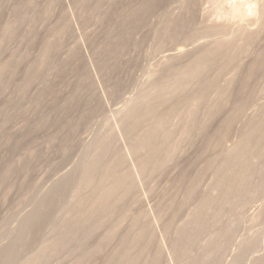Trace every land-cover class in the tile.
Here are the masks:
<instances>
[{
  "label": "rangeland",
  "instance_id": "obj_1",
  "mask_svg": "<svg viewBox=\"0 0 264 264\" xmlns=\"http://www.w3.org/2000/svg\"><path fill=\"white\" fill-rule=\"evenodd\" d=\"M98 1L100 4L96 5ZM121 1L85 0L83 3L80 0L82 2L80 3L77 0H0V65L11 60L15 61L0 82V257L5 249L15 242L22 222L37 212L42 197L53 191L54 183L65 175L76 177L78 175L76 167L80 166V162L85 157L94 154L93 146L101 136L114 132L113 128H110L115 123L114 118L117 119V109L149 87L151 72L159 73L160 76L163 75V71L166 74L169 62L162 60V55L165 52L175 54V51L183 45L187 31L191 33L192 27L196 29L195 27L199 26L194 22H199L200 27L205 25L217 6H215V0H196V8L190 14L189 9L184 8L183 0H167V3L166 0H158L153 11L150 10L144 16V20L136 31L135 29L129 31L130 35H127L125 44H122L121 34L125 33V28L122 29L121 25L123 15H126L130 6L133 8L140 5L138 4L140 0H129L128 3H135L132 5L123 2L124 5ZM123 1L127 2V0ZM226 1L230 4L237 0ZM126 5H129L128 8ZM120 9H125V14H122ZM120 14L122 18L121 16L118 18ZM167 15L179 19L186 16L188 18H185L187 26L184 28V34L181 33L174 41L170 36L168 38L163 27L162 32L161 26L165 25ZM190 15L192 19H195L194 22ZM21 16L25 19H19ZM188 20L191 24L187 23ZM202 21L206 22L201 25ZM9 25H15L16 29V36L11 39L5 35V29ZM168 39L170 40L167 41ZM180 41L181 45L175 46ZM259 42L260 44L256 45L259 48L255 50L257 48L255 46L254 51L248 54H253L251 60L255 57L254 53L264 47V37L262 42L261 40ZM169 43L174 44L170 47ZM261 43H263L262 47ZM111 44L113 46L105 52L104 49ZM45 45H51L54 49L50 65L44 69L39 65ZM187 48L185 50L188 52L195 51L193 46ZM161 49L170 51L161 52ZM248 55L246 58L250 60ZM102 60H105V65L101 69L100 63L99 65L97 63ZM227 74L225 76L229 78L231 72ZM258 81H252L243 87H241L243 83L238 82L232 97L218 98L213 94L211 97L212 101L216 102V112L214 118L204 126V129H208L203 132H207L205 135L201 133L205 137L195 132L196 134L193 133L189 138H182L178 145L179 155L175 159L176 162L172 161L162 169L143 176L141 179L143 189L138 181L139 185L136 187L140 186L141 188L138 189L141 190L125 197V204L111 215L112 219L119 223L121 231L129 230L132 235L143 233L147 240H150L147 252L141 257V263L148 264L152 255L159 251L163 259L162 264H186V260L174 258L175 246L171 241L177 230L183 226L182 224L185 225L190 221L188 214L193 213L198 206L197 200L193 201V204L190 202L186 204L187 191L194 189L195 193L202 196L210 190V181L216 169L207 167V163H215L217 167L220 159L225 157L231 146H234L240 135L247 130L245 124L249 117L253 118L260 112L259 108L264 102V95L259 92L264 91V82L261 81L262 83L259 84ZM261 87L262 91H260ZM238 90H241L242 95L236 93ZM255 92H258L259 96ZM233 96L236 98L234 101ZM238 96L244 97V100L248 102L254 100L255 108L252 106L246 108V113L242 117L238 116V119H235L237 121L231 123L228 117L234 113ZM255 104L258 105V109ZM205 109L203 108L204 112ZM203 113L200 114L202 118ZM215 133H218L219 138L213 140L214 138L210 136L209 139L208 136L217 135ZM123 141L119 139L115 143V150L122 149V143L125 142ZM124 146L126 148L127 144ZM111 158L112 154L108 155L107 160ZM212 194L215 195L216 192ZM258 201L260 204L257 200L252 204L261 206L262 201ZM252 204L250 202L241 212H244V219L246 216V219L248 218L247 220L255 225L250 226L249 223L247 228L248 221L245 219L247 222L243 225L244 219L241 218L243 221H240V226H245L247 230H244L243 226L239 227L244 231L241 230V233L238 228L240 234H237L238 237L242 234L243 238L250 235L256 236L261 242L260 245L263 243V248L261 245V248L255 251L256 254L260 251L261 255L259 253L256 255L254 252L253 256L261 257L264 255V236H262L264 234L257 230L264 232V226H262L264 217L261 218L262 223L259 222L260 219L255 221L257 224L250 219V216L259 209L258 207L255 209V205L252 206ZM126 210L129 214L127 220L120 221ZM135 211L141 214L142 221L137 226H132L131 220ZM46 228L48 230L46 229L42 236H32L27 252L22 253L15 264H23L28 257L39 250L41 242L52 238L50 228L47 226ZM108 228V225L101 227V233ZM166 229L168 233L165 232ZM252 229H255L257 233L254 231V234ZM243 232L250 234L243 236ZM259 232L262 235H259ZM242 237L240 238L243 239ZM165 238L167 242L162 243V247L166 246V248L160 249V243ZM240 238H237L238 242ZM96 241L97 238L89 239L88 244L93 246ZM199 244L198 241L193 246V257L200 253L199 250L201 251ZM119 245L118 238L111 239L103 243L98 252L87 257L80 264H104L105 259L113 252L123 251ZM232 249L230 253L234 254L237 248ZM130 254L137 255L136 252H130ZM81 255V250L76 252L64 250L52 258L50 264H75ZM232 255H227L229 260L226 258L225 263L230 261ZM249 261L246 264H256L254 261Z\"/></svg>",
  "mask_w": 264,
  "mask_h": 264
},
{
  "label": "bare ground",
  "instance_id": "obj_2",
  "mask_svg": "<svg viewBox=\"0 0 264 264\" xmlns=\"http://www.w3.org/2000/svg\"><path fill=\"white\" fill-rule=\"evenodd\" d=\"M77 1L80 2V0ZM128 1L122 0L121 2L127 4ZM157 1L140 0L138 3L140 5L133 6V8L132 6L128 8L129 5H126L128 9L126 15H123L124 18L121 14L118 15V18L119 16L122 18V29L125 28V33L121 34L122 44H125L127 35H130L129 31L133 29L136 31V28L144 20V16L150 10L153 11ZM183 1L184 8L189 9L188 12L191 14V11L196 8L195 2L197 1ZM82 2L84 3L85 0H82ZM98 2L96 5L100 4V1ZM215 2V6H217L214 7L215 11L212 10L214 14L207 20L209 22L202 21L201 25L206 22L202 27H200L199 22H194L195 19H192L190 15L194 24L198 23L199 26L195 27L196 29L192 27L194 30L190 29L191 33L187 31L189 34H185L183 45H181V41L180 43L177 42L175 46L180 44L181 48L178 49L177 47L178 50L174 48L177 50L175 54L165 52L162 55L161 59L169 62V65H167L169 69L167 68L166 74L163 71L162 77L159 73L151 72L149 87L138 96L126 103L124 102L117 109V119L114 118L115 123H111L113 125L110 128H113L114 132H110L107 136H101L100 140L93 146L92 151L94 154L85 157L80 162L81 164L79 163L80 166L76 167L78 169L76 177L64 174V177L54 183L53 191L47 196H43L45 198L42 197L43 200L41 199L42 202L37 212L24 220L25 222H22L15 242L8 246L1 255L0 264H15L18 257L30 246L29 242L32 240V236H42L48 230L46 226L50 228L53 234L52 238L41 242L39 250L28 257L23 264H50L52 258L64 250L73 252L81 250L82 255L75 261V264H80L84 259L98 252L103 243L114 238H118L119 247L123 251L113 252L105 259L104 264H147L140 261L141 257L147 252L150 240L148 241L143 233L132 235L129 230L126 232L121 231L119 223H116L117 220H113L111 215L125 204V197L140 191L141 189L138 188H141V185L143 189L144 186L141 183L143 176L162 169L172 161L176 162L175 159L179 155L178 145L182 138H189L195 132L202 135V137L207 133H203L207 129H204V126L214 118L216 112V102L212 101L211 97L213 94L218 98L232 97L238 82L243 83L241 87L252 81L257 82L259 80V84L261 81L264 82V47L254 53V59L251 60L253 54L248 55L257 44H260V40L262 42L264 37V0H237L230 4H227L226 0H215ZM125 3L123 4L125 5ZM180 3L182 4V2ZM128 4L135 3L130 2ZM124 10H121L122 14H125ZM210 14L212 13L210 12ZM104 16L106 15L104 14ZM178 16L180 17V15ZM185 18L187 16L179 19L167 15L165 25L161 28H164L168 38L170 36L174 41L184 32V28L187 26ZM19 19L24 20L25 17L21 16ZM190 22L189 24H191ZM15 30V25L7 26L5 29L6 37L9 39L14 38L16 36ZM58 34L61 35V30ZM80 38L79 40H81ZM5 40L7 39L5 38ZM263 43H261V47ZM112 46L113 44L107 46L106 49L100 48L107 52ZM167 46L166 48H168ZM190 46H193L195 51L188 52L185 50ZM134 47L136 46L134 45ZM53 49L51 45L44 46L43 58L39 65L41 68L49 67ZM164 50L161 49L160 51L164 52ZM165 51L170 50L166 49ZM247 55L250 56V60L248 57L246 58ZM14 62V60H11L0 65V82L4 78L5 72L10 70ZM97 64L102 69L105 60ZM228 72L229 74L231 72L229 78L225 76ZM237 87L240 88V86ZM262 87L260 91H262ZM238 91L236 93L242 95L241 90ZM259 93L264 95V91ZM232 99L234 101L236 98L233 96ZM253 101L248 102L244 100V97L237 98L234 113H231L228 117L229 121L234 123V121H237L235 119H238V116L242 117L246 113L245 110L247 111L248 107L255 108ZM255 105L258 109V105ZM203 108H206L205 112ZM259 111V114H256L257 116L249 117L251 120L249 119L248 124L247 122L245 124L247 130L240 135L239 139L237 138V142L234 141L236 143L231 146L225 157L220 159L217 167L215 163H207V167L216 169L212 176L213 179H211L212 182L210 181V190L202 196L195 193L194 189L187 191L186 204L189 202L193 204V201L197 200L198 204L196 203V205L198 206L193 213L188 214L190 215L188 217L190 221L186 222L185 225L182 224L183 226L177 230L173 241H171L172 245L175 246L174 258L184 259L186 264H246L249 260L254 261L256 264H264V255L261 257L253 256V253L257 248L260 249L263 243L260 245L261 242L254 235H250L251 238L248 237L247 235L250 233L243 232V236L245 235L248 238H243L242 234L239 235L243 239L238 237L237 234L248 228L250 222L245 216L248 221L245 229L243 225L247 221L244 219V212L241 211L246 209L250 202L252 204L253 201L257 200L260 204L258 200L262 201L261 206H256L255 203L252 204V206L255 205V209H257L256 207L259 209L250 216V219L254 222L260 219L259 222H261V218L264 217V102ZM202 113L203 118L200 115ZM120 134L122 136H119ZM215 134L217 135H213L214 137L209 135V139L210 136L214 138L213 140L218 139V133ZM119 139L124 142L122 143L123 146L126 144L127 146L126 148L122 146L121 150H115V143ZM110 154H112V158L107 160ZM70 172L72 173V170ZM138 181L141 184L136 187V185H139ZM212 189L213 192H216L215 195L212 194ZM37 202L39 204V201ZM128 216L126 210L120 221L127 220ZM131 221L132 226H137L142 221L141 214L137 211ZM240 221H243L244 230L239 228L242 227ZM253 221L252 223H254ZM263 224L262 226H264ZM104 225H108L109 228L101 233V227ZM238 228L240 232H238ZM255 229H252L253 233ZM258 231L264 234L261 230ZM165 232L168 233L167 229ZM260 232L258 234L262 235ZM96 238L95 244L90 246L88 240ZM237 238L241 240L238 242ZM198 241L201 245V247L199 246L201 251L199 250L200 253L193 257V246ZM166 242L167 239H163L160 243V249L166 248V246L162 247V243ZM233 247L237 248L234 254L230 253ZM130 252H136L137 255H131ZM229 254H233L232 258L230 257V261L225 263L229 258L228 256H230ZM259 254L261 255V253ZM162 263L163 259L158 251L152 255L148 264Z\"/></svg>",
  "mask_w": 264,
  "mask_h": 264
}]
</instances>
